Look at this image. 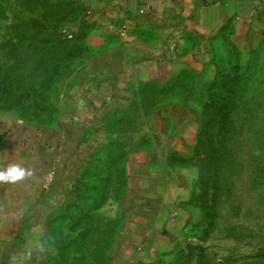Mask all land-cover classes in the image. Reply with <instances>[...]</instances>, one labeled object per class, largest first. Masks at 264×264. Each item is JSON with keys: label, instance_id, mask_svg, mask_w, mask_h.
Here are the masks:
<instances>
[{"label": "rangeland", "instance_id": "rangeland-1", "mask_svg": "<svg viewBox=\"0 0 264 264\" xmlns=\"http://www.w3.org/2000/svg\"><path fill=\"white\" fill-rule=\"evenodd\" d=\"M84 12L82 0H0V169L25 165L35 131L59 123L93 53L87 37L95 27L63 37L70 24L82 25ZM235 32L233 20L222 24L197 69L163 84H131L133 98L110 110L103 133L86 142L82 162L35 238L17 236L23 228L15 230L13 222L3 238L0 226V264H110L120 222L115 213L132 171L124 156L151 140L179 139L178 131L158 130L166 122L191 127V148L173 156L183 159L187 199L180 206L188 217L175 247L151 264H264V28ZM158 107L167 115L152 116ZM204 112L205 141L216 144L207 157L193 149ZM65 163L57 158L36 187L49 190ZM191 243L200 245V259L187 248Z\"/></svg>", "mask_w": 264, "mask_h": 264}, {"label": "crops", "instance_id": "crops-1", "mask_svg": "<svg viewBox=\"0 0 264 264\" xmlns=\"http://www.w3.org/2000/svg\"><path fill=\"white\" fill-rule=\"evenodd\" d=\"M82 2L83 19L96 28L87 37L93 53L59 123L53 129L35 131L33 146L22 161L31 175L11 185L0 184V211H7L0 213V226L6 227L3 238L12 234V222L15 230L23 228L17 236L25 238L28 233L29 238H35L44 213L56 205L59 192L72 180L74 167L82 162L86 142L103 133L102 124L110 110L133 98L131 84H163L197 69L206 41L228 20L234 21L237 36L264 28V0ZM77 26L71 24L74 29ZM155 110L152 116L167 115V109ZM162 125L158 130L178 131L180 138L151 140L124 156L123 162L132 171L115 213L120 222L110 264H151L159 252L175 247L177 233L186 223L188 214L180 206L187 199L181 191L183 169L179 157L173 156L186 153L183 147L191 148V127L188 123ZM15 142L13 137L12 144ZM161 147L167 150L159 152ZM57 158L65 160V165L57 166L55 184L40 191L35 182L56 165Z\"/></svg>", "mask_w": 264, "mask_h": 264}, {"label": "trees", "instance_id": "trees-1", "mask_svg": "<svg viewBox=\"0 0 264 264\" xmlns=\"http://www.w3.org/2000/svg\"><path fill=\"white\" fill-rule=\"evenodd\" d=\"M82 22V25L81 24H79L78 23V26H77V28L76 29H74V28H72L71 27V24L69 25V27H68V31L70 32V34H71V37H68L67 36V34L65 33V32H63L64 34H63V37L64 38H67V39H71V38H73L76 34H77V32L79 31V30H81L83 27H84V31H86L87 33L89 32V30L90 29H92V27H95L93 24H91V23H89V22H86L85 20H82L81 21ZM210 104L208 103V104H206V106H205V108H204V110L209 106ZM204 121H203V125L200 127V129L198 130V133H197V139L195 140V143H194V146H193V149H195L197 152L198 151H200V149H201V151L206 155V157L209 155V153L211 152V149H215V147H216V144L215 143H213L212 145L210 144V143H208L207 141H205L206 140V133H207V131H208V127L207 126H209V121L207 120V118L205 117V112H204ZM106 120V119H105ZM107 124V122L105 123V125ZM208 149V150H207ZM200 151V152H201ZM177 160H179V161H182L183 159H177ZM201 195L200 194H198V199H197V201L199 202L198 203V206L200 207V206H202V204L200 203V201H201V198L202 197H200ZM204 197H206L207 199H208V202L211 200V196H213V195H211L210 193H208V195H203ZM193 198H195V195H194V197H193V195L191 196V199L190 200H192ZM195 200V199H194ZM186 202V204L188 203V201H185ZM200 204V205H199ZM206 204V203H205ZM210 208V207H209ZM199 236V235H198ZM187 248L189 249V250H191L192 251V253L193 252H196V256H197V258L198 259H200L201 258V256H202V253H201V248H200V245H198V244H193V243H191L190 245H188L187 246ZM188 252V251H187ZM203 258L205 259V256L203 255Z\"/></svg>", "mask_w": 264, "mask_h": 264}, {"label": "clouds", "instance_id": "clouds-1", "mask_svg": "<svg viewBox=\"0 0 264 264\" xmlns=\"http://www.w3.org/2000/svg\"><path fill=\"white\" fill-rule=\"evenodd\" d=\"M31 175V171L19 163H11L0 169V183H15Z\"/></svg>", "mask_w": 264, "mask_h": 264}, {"label": "built area", "instance_id": "built-area-1", "mask_svg": "<svg viewBox=\"0 0 264 264\" xmlns=\"http://www.w3.org/2000/svg\"><path fill=\"white\" fill-rule=\"evenodd\" d=\"M63 31L67 34L68 37H71V34L67 29H64Z\"/></svg>", "mask_w": 264, "mask_h": 264}]
</instances>
